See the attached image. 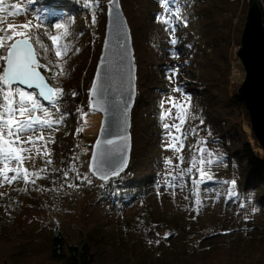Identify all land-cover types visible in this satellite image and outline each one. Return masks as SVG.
I'll use <instances>...</instances> for the list:
<instances>
[{"label": "trees", "instance_id": "16d2710c", "mask_svg": "<svg viewBox=\"0 0 264 264\" xmlns=\"http://www.w3.org/2000/svg\"><path fill=\"white\" fill-rule=\"evenodd\" d=\"M83 1L87 2V8ZM118 2L129 27L136 66L135 98L130 111V152L122 172L94 186L99 199L118 207L147 197L156 187L164 157L163 103L174 87L185 100L182 129L186 138L180 153L181 167L188 166L196 136L201 132L209 142L220 147L225 169L237 174L236 196L250 194L264 213V157L237 97V86L229 80V51L235 42V47H239L235 37L239 1L169 0L174 33L158 19L168 15L161 0ZM258 3L264 25V11L259 0ZM30 4L33 19H39L38 22L29 20L33 25L32 35L49 48L52 41L48 37L61 36L60 43L68 47L62 61H57L54 51L40 57L41 64L61 63L65 70L63 76L52 80L58 68L52 72L40 69L50 86L64 90L58 103L59 115L64 116L63 125L52 133L51 139L55 142L49 144V152L53 163L45 172L48 186L54 182L61 185L78 152L81 113L88 109L106 9L104 0H31ZM47 16L65 28L46 26ZM173 35L177 39L175 45L170 42ZM37 51H40L38 46ZM2 65L0 61V68ZM23 194L17 188L0 195V250L3 251L0 264H264V227L259 232L246 231L236 239L231 233L204 236L179 227L176 217L169 221L162 217L152 219L149 208L136 215L135 229L146 242L155 237L156 227L170 228L171 237L179 236V241L187 243L183 250L169 252L171 258H162L160 247L149 248L145 242L143 251L148 248L149 256L141 251L127 253L116 244L108 245L107 249L105 235L99 228L72 244L55 229L45 243L28 247L24 235L10 230L20 211Z\"/></svg>", "mask_w": 264, "mask_h": 264}, {"label": "rangeland", "instance_id": "374dc122", "mask_svg": "<svg viewBox=\"0 0 264 264\" xmlns=\"http://www.w3.org/2000/svg\"><path fill=\"white\" fill-rule=\"evenodd\" d=\"M107 1L104 0L106 10ZM238 1L236 18L237 21L239 20V25L237 24L235 37L239 45L247 2L246 0ZM259 2L264 5V0H259ZM83 3L86 7L87 2L83 1ZM14 4H21L26 11L18 16H8V11L13 10L9 6ZM30 5L29 0H4L6 10L2 15L7 17L6 24L28 23L34 18ZM33 20L38 22L39 19ZM44 24L54 27L57 21L47 16ZM235 44L229 51L231 54L229 80L231 84L237 86V90L244 79V72L235 56L238 49ZM215 59L219 61L216 55ZM14 87L20 86L14 85ZM41 104H46L44 106L49 111L50 119L55 120L60 116L50 104L43 102ZM163 111V127L165 124L179 123L176 119L178 114H182L183 118L185 116V100L174 87L164 100ZM37 115L41 114L37 113ZM41 118H43L42 115ZM62 125L63 121L58 126H54L52 130L43 129L45 137L51 138L52 133ZM100 125V115L90 109L88 102V109L81 113L82 136L76 159L66 171L68 177L61 185L54 182L48 186L47 176L42 173L43 178L37 179L35 184H25L20 180L11 185L0 186V195L11 189L20 188L24 191L20 200V211L15 216L10 230L24 235L27 238L25 242L28 247L45 243L55 229L62 233L67 243L72 244L92 229L99 228L100 232L105 235L104 243L106 242L107 249L110 248V244H116L122 246L127 253L141 251L149 256L148 248L143 251L142 247L145 238L135 229L138 226L136 215L143 212L145 208H149L154 220H160L162 217L163 220L169 221L176 217L179 227H186L191 232L198 231L199 235L204 236L231 233L230 236L236 239L246 231L259 232L264 227L262 207L256 205L248 193L241 198L236 196L237 174L225 169L226 162L222 159L220 147L209 142L201 132L196 136L188 166L182 168L177 159L180 153L166 147L171 140L169 132H174L175 129L164 127L161 140L164 147L161 175L156 187L150 190L147 197L121 203L118 207L99 199L94 186L106 180H100L92 173L90 160ZM49 144H47L48 151ZM169 160L172 161L171 164L168 163ZM44 166L45 158L39 156L26 160L24 163V167L30 170ZM190 178H193L192 181H189ZM148 227L150 228L149 225ZM170 233L171 229L166 226L156 227L155 237L151 243L147 240L146 246L160 247L161 253L164 254V257L162 254L161 257L171 258L169 252L181 251L187 247V243L179 241V236L171 237ZM165 234L170 235L166 238ZM218 239L221 240L222 237ZM196 245L193 246L197 247ZM2 255L3 251L0 250V257Z\"/></svg>", "mask_w": 264, "mask_h": 264}, {"label": "snow or ice", "instance_id": "6c2138e0", "mask_svg": "<svg viewBox=\"0 0 264 264\" xmlns=\"http://www.w3.org/2000/svg\"><path fill=\"white\" fill-rule=\"evenodd\" d=\"M168 5L169 0H161V6L168 15L159 16L158 19L169 25L172 33H174L175 26L171 23L172 14L169 12ZM9 7L13 10L8 11V16H18L26 11L21 4H14ZM5 10L4 0H0V61H3L2 68H0V101H2L0 102V186L3 184L11 185L20 180L25 184H35L37 179L43 178L42 173L47 172L53 163L47 144L55 141L46 138L43 129L52 130L64 119L63 115L55 120L50 119L48 109L41 104L38 97L47 101L59 112L58 103L63 97L64 90L58 86H49V81L41 74L40 69L43 68L52 72L53 68H58L59 71L52 75V80L57 79L58 76H63L65 70L61 63L41 64L40 57L44 53L54 51L57 61H62L67 55L68 47L60 43L62 37L58 35L48 37L52 41V45L51 48L47 47L38 37L32 35L33 25L31 21L20 25L6 24L7 17L2 15ZM55 28L62 29L65 26L56 24ZM170 42L173 45L177 43L174 35ZM37 46L40 49L39 52ZM14 85H23L27 89H35V91H27L25 87H14ZM91 92L93 96L96 95L95 85ZM75 94L73 93V95ZM37 113H40L43 118ZM176 119L179 123L164 125L166 129H175L174 132H169L171 140L166 147L182 153L183 139L186 138L182 129L185 120L182 114H178ZM105 143L112 145L114 141L107 140ZM37 156L45 158L43 168L30 170L24 167L26 160L34 159ZM177 159L180 163L183 162L182 155L178 156ZM168 163L171 164L172 161L169 160ZM118 171L119 166L117 165L112 169L111 175H117ZM64 176L67 179L68 173L65 172ZM102 178L107 180L108 175L105 174ZM241 206L243 207V205ZM167 235L170 234H165L166 238Z\"/></svg>", "mask_w": 264, "mask_h": 264}, {"label": "water", "instance_id": "95a60500", "mask_svg": "<svg viewBox=\"0 0 264 264\" xmlns=\"http://www.w3.org/2000/svg\"><path fill=\"white\" fill-rule=\"evenodd\" d=\"M246 2L239 47L235 53L244 72V79L236 94L244 106L251 133L264 157V25L258 1ZM106 5L102 46L88 94L90 109L101 117L99 134L90 160L91 171L100 180H104L102 177L105 174L113 176L111 171L117 165L118 174L122 172L129 159L130 111L135 98L136 69L129 27L119 2L108 0ZM94 85L95 96L91 92ZM15 86L35 91L23 85ZM39 100L47 103L42 98ZM107 140H113L114 143L107 145Z\"/></svg>", "mask_w": 264, "mask_h": 264}, {"label": "built area", "instance_id": "2783aa9c", "mask_svg": "<svg viewBox=\"0 0 264 264\" xmlns=\"http://www.w3.org/2000/svg\"><path fill=\"white\" fill-rule=\"evenodd\" d=\"M230 1V0H229ZM233 1V0H232ZM261 4V3H260ZM261 6H262V11H264V5L263 4H261Z\"/></svg>", "mask_w": 264, "mask_h": 264}]
</instances>
